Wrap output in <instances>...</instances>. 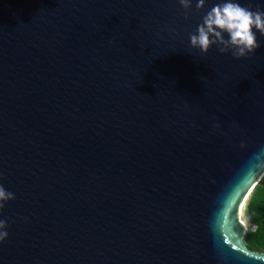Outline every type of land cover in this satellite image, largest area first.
Wrapping results in <instances>:
<instances>
[{
    "label": "water",
    "instance_id": "obj_1",
    "mask_svg": "<svg viewBox=\"0 0 264 264\" xmlns=\"http://www.w3.org/2000/svg\"><path fill=\"white\" fill-rule=\"evenodd\" d=\"M219 2L0 0V264H264V36L191 48Z\"/></svg>",
    "mask_w": 264,
    "mask_h": 264
},
{
    "label": "clouds",
    "instance_id": "obj_2",
    "mask_svg": "<svg viewBox=\"0 0 264 264\" xmlns=\"http://www.w3.org/2000/svg\"><path fill=\"white\" fill-rule=\"evenodd\" d=\"M178 2L185 9L187 19L192 0ZM205 5L206 0H196L197 10L205 8ZM257 33L264 36V11L259 8L253 10L251 5L242 6L239 0H220L203 16L196 32L190 34V47L206 55L212 46H216L220 53H231L235 59H241L250 56L260 47ZM214 127L219 128V124ZM240 147L244 148L245 144L241 143ZM260 151L264 154V148ZM0 179H3L2 175ZM14 199V193L0 184V215L7 202ZM7 227V221L0 219V244L8 237Z\"/></svg>",
    "mask_w": 264,
    "mask_h": 264
},
{
    "label": "trees",
    "instance_id": "obj_3",
    "mask_svg": "<svg viewBox=\"0 0 264 264\" xmlns=\"http://www.w3.org/2000/svg\"><path fill=\"white\" fill-rule=\"evenodd\" d=\"M245 215L250 225L245 243L250 250L264 251V177L254 187L246 206Z\"/></svg>",
    "mask_w": 264,
    "mask_h": 264
},
{
    "label": "rangeland",
    "instance_id": "obj_4",
    "mask_svg": "<svg viewBox=\"0 0 264 264\" xmlns=\"http://www.w3.org/2000/svg\"><path fill=\"white\" fill-rule=\"evenodd\" d=\"M250 196V195H249ZM249 198V197H248ZM248 198L246 199L245 203L243 204V207L241 209V214H240V218L241 220L243 221V223L246 225L247 228L250 227L248 221H247V218H246V215H245V206H246V203H247V200Z\"/></svg>",
    "mask_w": 264,
    "mask_h": 264
}]
</instances>
